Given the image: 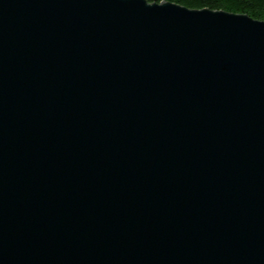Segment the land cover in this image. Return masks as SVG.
<instances>
[{"label":"water","instance_id":"obj_1","mask_svg":"<svg viewBox=\"0 0 264 264\" xmlns=\"http://www.w3.org/2000/svg\"><path fill=\"white\" fill-rule=\"evenodd\" d=\"M0 264H264V21L0 0Z\"/></svg>","mask_w":264,"mask_h":264},{"label":"trees","instance_id":"obj_2","mask_svg":"<svg viewBox=\"0 0 264 264\" xmlns=\"http://www.w3.org/2000/svg\"><path fill=\"white\" fill-rule=\"evenodd\" d=\"M149 3L169 2L191 10L210 9L232 14L247 15L254 20L264 21V5L261 0H241L239 6L225 0H147ZM230 7L233 10H229Z\"/></svg>","mask_w":264,"mask_h":264},{"label":"snow or ice","instance_id":"obj_3","mask_svg":"<svg viewBox=\"0 0 264 264\" xmlns=\"http://www.w3.org/2000/svg\"><path fill=\"white\" fill-rule=\"evenodd\" d=\"M225 2L234 3V4H236L237 6H239L240 3H241V0H225ZM261 3H262V5H264V0H261ZM229 10L231 11V10H233V9L230 7Z\"/></svg>","mask_w":264,"mask_h":264}]
</instances>
